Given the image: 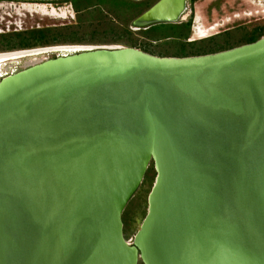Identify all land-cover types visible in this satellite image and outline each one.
Listing matches in <instances>:
<instances>
[{"label": "water", "instance_id": "obj_1", "mask_svg": "<svg viewBox=\"0 0 264 264\" xmlns=\"http://www.w3.org/2000/svg\"><path fill=\"white\" fill-rule=\"evenodd\" d=\"M154 0L135 27L177 22ZM155 174L130 242L121 211ZM264 264V34L83 47L0 77V264Z\"/></svg>", "mask_w": 264, "mask_h": 264}, {"label": "rangeland", "instance_id": "obj_2", "mask_svg": "<svg viewBox=\"0 0 264 264\" xmlns=\"http://www.w3.org/2000/svg\"><path fill=\"white\" fill-rule=\"evenodd\" d=\"M88 1L85 8L76 11L70 0H0V51L23 52L7 59L6 68L13 71L21 68L26 59L48 58L100 45L133 46L156 55L199 54L246 42L257 34V27H262L264 34V0H186L182 18L177 22L189 19V25L186 28L180 24L179 30L160 23L139 30L131 24L154 0H108L103 4ZM107 22L118 27L107 26ZM7 23L9 29H5ZM214 23L218 25L206 36L195 37L196 26ZM24 39L31 45L19 46ZM154 174L150 161L121 211L122 232L129 241L146 211V196ZM136 264L143 263L138 260Z\"/></svg>", "mask_w": 264, "mask_h": 264}, {"label": "trees", "instance_id": "obj_3", "mask_svg": "<svg viewBox=\"0 0 264 264\" xmlns=\"http://www.w3.org/2000/svg\"><path fill=\"white\" fill-rule=\"evenodd\" d=\"M83 1V2H82ZM106 1H108V0H93V2L92 3H95V4H103V3H105ZM89 1L88 0H70V3L74 6V8H75V10L76 11H78L80 8H85L86 6H87V3H88ZM152 3V2H151ZM150 3V4H151ZM148 6V5H147ZM146 6V7H147ZM79 7V8H78ZM145 7V8H146ZM167 24V25H169L170 27H172L173 28V30H177L178 28V26L180 25V24H184L185 25V27L186 26H188L189 25V19L188 20H186L185 22H156V23H152V24H149L148 26H146V27H139V30H147V29H149L150 27H152L153 25H155V24ZM108 24H110V25H112L110 22H107V26H108ZM112 26H116V25H112ZM116 27H118V26H116ZM126 28V27H125ZM187 28V27H186ZM185 29V28H184ZM257 29V34L256 35H253L249 40H247L246 42H249V41H252V40H254V39H256L257 37H259V36H261L262 35V33H263V28L262 27H257L256 28ZM179 30V29H178ZM187 34V31H184V32H182V35H186ZM7 42H8V40H7ZM244 43V42H243ZM29 45H31V42H29L28 40H26V39H24V40H22V41H20V45L19 46H25V47H28ZM234 46V45H233ZM231 47V46H230ZM227 48V47H226ZM224 49V48H223ZM220 50V49H219ZM152 184V183H151Z\"/></svg>", "mask_w": 264, "mask_h": 264}, {"label": "flooded vegetation", "instance_id": "obj_4", "mask_svg": "<svg viewBox=\"0 0 264 264\" xmlns=\"http://www.w3.org/2000/svg\"><path fill=\"white\" fill-rule=\"evenodd\" d=\"M0 35H1V33H0ZM3 52V53H2ZM8 53H11V56H7V54ZM23 52L22 51H4V49L3 50H1L0 51V65L1 64H4V62H6V60L7 59H11V58H16L17 56H19V55H21ZM2 55V56H1ZM5 55V56H4ZM6 64H4V66L2 67V69H0V77H2L3 75H5L6 73H9V72H11V70L12 69H7L6 68V66H5ZM11 66V65H10ZM20 66V65H19ZM9 68H11V67H9ZM14 71V70H13Z\"/></svg>", "mask_w": 264, "mask_h": 264}, {"label": "bare ground", "instance_id": "obj_5", "mask_svg": "<svg viewBox=\"0 0 264 264\" xmlns=\"http://www.w3.org/2000/svg\"><path fill=\"white\" fill-rule=\"evenodd\" d=\"M26 7H28V6H26ZM217 25H218V23H214L213 25L208 26V27H205V26H202V25L201 26L200 25L199 26H196V28H194V35L197 38L206 36L207 35V31L210 30V29L215 28V26H217ZM7 56H11V53H8Z\"/></svg>", "mask_w": 264, "mask_h": 264}, {"label": "built area", "instance_id": "obj_6", "mask_svg": "<svg viewBox=\"0 0 264 264\" xmlns=\"http://www.w3.org/2000/svg\"><path fill=\"white\" fill-rule=\"evenodd\" d=\"M1 5H3V4L0 3V6H1ZM4 7H6V6H4ZM193 28H194V26H192V30H193ZM5 29H9V24H8V23L5 25ZM0 30H2V29H0ZM125 239H126V238H125ZM126 241H127V242H130V241L127 240V239H126Z\"/></svg>", "mask_w": 264, "mask_h": 264}]
</instances>
